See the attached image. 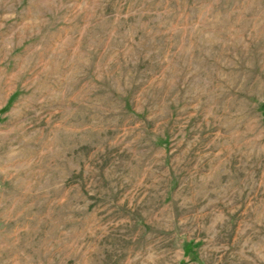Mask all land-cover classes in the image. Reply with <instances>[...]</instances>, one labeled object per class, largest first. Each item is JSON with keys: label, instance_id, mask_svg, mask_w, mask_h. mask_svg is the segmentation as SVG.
<instances>
[{"label": "rangeland", "instance_id": "rangeland-1", "mask_svg": "<svg viewBox=\"0 0 264 264\" xmlns=\"http://www.w3.org/2000/svg\"><path fill=\"white\" fill-rule=\"evenodd\" d=\"M0 264H264V0H0Z\"/></svg>", "mask_w": 264, "mask_h": 264}]
</instances>
